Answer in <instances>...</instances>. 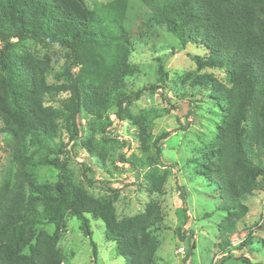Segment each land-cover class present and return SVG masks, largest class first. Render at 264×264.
I'll use <instances>...</instances> for the list:
<instances>
[{"label":"trees","instance_id":"1","mask_svg":"<svg viewBox=\"0 0 264 264\" xmlns=\"http://www.w3.org/2000/svg\"><path fill=\"white\" fill-rule=\"evenodd\" d=\"M139 2L150 15V26H164L181 49L189 43L203 48L198 67L228 74L229 86L208 73L187 72L168 88L177 100L200 94L214 106L215 139L189 163L217 200L215 211L222 219L216 226V247L227 257L234 248L230 236L247 214L245 201L264 187V0ZM127 9L128 0L91 6L84 0H0V139L11 150L14 165L0 181V264H64L58 244L68 217L79 221L90 240L91 263L98 264L88 215L103 222L104 238L114 243V255L123 264H157L156 233L164 213L151 196L163 195L166 178L156 165L163 144L177 129L152 138L149 117L130 111L149 89L130 82L132 44L123 25ZM29 41L64 52L66 83L48 84V59L24 51L22 45ZM158 75L164 85L169 81L161 64ZM112 109L119 122L139 129L141 155L151 148L155 152L147 164L135 153L118 157L142 176L138 191L143 188L150 197L141 212L121 218L117 189L86 176L88 187L105 192L96 197L69 169L71 152L78 146L102 163L109 143L128 146L114 136L116 125L108 118ZM44 167L58 171L54 183L37 181L36 171ZM181 201L185 205V196ZM48 225L52 234L45 229ZM173 233L185 238L181 230ZM259 234L249 231L244 244L251 248L256 241L264 249V231ZM194 247L191 242L184 263Z\"/></svg>","mask_w":264,"mask_h":264},{"label":"rangeland","instance_id":"2","mask_svg":"<svg viewBox=\"0 0 264 264\" xmlns=\"http://www.w3.org/2000/svg\"><path fill=\"white\" fill-rule=\"evenodd\" d=\"M84 1L91 6L93 2L105 3L111 0ZM149 16L139 0H128L123 25L132 44L129 58L132 69L130 82L134 83L137 89H149L130 106V111L134 116L149 117L152 122V138L162 132L177 129L163 144L156 165L158 174L166 178L163 195L151 196L152 200L160 204L164 213V222L156 233L160 241L156 253L157 264H183L190 252L191 242H194L195 247L184 264H264V249L261 245L256 241L252 243L251 248L244 244V238L249 231L258 236L264 231V226H260L264 215V187L255 191L245 201L247 214L236 225L229 239L234 248L229 256L223 257L216 247L219 240L216 226L222 219V215L215 211L217 200L213 199L212 190L203 179L194 174L193 164L189 163V160L199 156L200 151H206L215 139L216 123L214 115L211 114L214 106L206 103L200 94L190 95V90L188 92L191 97L184 101L177 100L176 95L168 91L172 81L183 73H208L229 86L228 74L215 68L198 67V58L205 57L203 48L189 43L185 49H181L179 42L164 26H150ZM22 49L36 58L48 59L51 69L47 77L48 84L67 82L62 75L65 66L62 50L56 47L45 49L30 41L25 42ZM160 64L163 71L169 75V81L165 85L158 75ZM165 98L169 99V102ZM108 118L116 125L114 136L120 141H126L128 146L119 147L109 143L107 147L110 151L103 163L78 146L71 152L73 158L69 162V169L75 181L84 185L87 191L96 197L105 196V192L98 186L88 187L86 176L117 189L118 217L132 216L143 210L150 197L143 188L138 191L142 176L129 164L122 163L118 157L121 154L127 158L131 153H135L147 164L150 158H155V152L151 148L147 155H141L138 149L139 129L129 121L119 122L115 117V109L110 111ZM80 122L85 124L84 119H80ZM99 138V135H96V139ZM49 158L53 156L50 155ZM153 162L152 160L151 164ZM260 162L264 167V158ZM88 168L91 173L87 172ZM9 170H14L11 150L0 139V181ZM36 174L39 183H54L58 171L52 167H44L38 168ZM182 196L186 198L185 205L181 201ZM87 218L91 240L97 249L98 264H123V260L114 255V243L104 238L103 222L89 215ZM66 225V232L58 244L63 263L92 264L90 240L80 231L79 221L68 217ZM45 229L49 234L54 230L51 225ZM175 230H181L185 238L175 236ZM180 248L183 252L179 251Z\"/></svg>","mask_w":264,"mask_h":264},{"label":"built area","instance_id":"3","mask_svg":"<svg viewBox=\"0 0 264 264\" xmlns=\"http://www.w3.org/2000/svg\"><path fill=\"white\" fill-rule=\"evenodd\" d=\"M179 251H180V252H183V249H182V248H180V249H179Z\"/></svg>","mask_w":264,"mask_h":264},{"label":"water","instance_id":"4","mask_svg":"<svg viewBox=\"0 0 264 264\" xmlns=\"http://www.w3.org/2000/svg\"><path fill=\"white\" fill-rule=\"evenodd\" d=\"M236 257H238V256H236Z\"/></svg>","mask_w":264,"mask_h":264}]
</instances>
